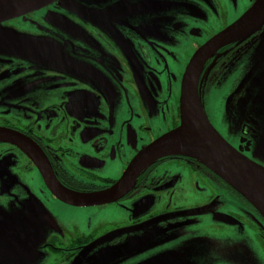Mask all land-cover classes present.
Here are the masks:
<instances>
[{
  "label": "flooded vegetation",
  "instance_id": "1",
  "mask_svg": "<svg viewBox=\"0 0 264 264\" xmlns=\"http://www.w3.org/2000/svg\"><path fill=\"white\" fill-rule=\"evenodd\" d=\"M138 1L56 0L45 7L9 19H19L23 26L36 24L23 27L25 34L38 35L42 42L46 36L54 38L58 41L45 42L53 43L63 50L70 49L72 53L77 48L88 62L96 63L98 61L94 58L98 57L104 61L106 53L103 48L115 52L119 60L109 54L113 58L111 65L131 71L133 75L131 80L126 77L132 86L125 85L126 90L130 87L133 91L124 97L130 95L142 98L143 105L149 108L151 124L144 125L141 111L124 101L121 112L133 114L139 124L135 133L118 108L117 115H121V118H118V135H115L113 129L92 122V118L100 114L97 109L101 99L83 82L62 75L52 79V75L47 74L35 61L22 59L21 54L22 58L7 56L22 51L20 47H14V51L9 46H2L6 50L0 48V66H3L0 69V127L18 131L35 142L45 154L56 179L69 190L95 192L110 188L142 148L180 125L182 80L195 52L221 31V28L216 30L212 23L226 18L223 15L225 8H230L231 14H235L245 7V12L255 0H165L149 12L135 8L134 11L132 4ZM186 1H196L199 5ZM172 9H176L177 13L170 11ZM149 14L152 15L150 23L135 22L136 15ZM241 14L239 12L238 16ZM52 17L58 21L62 18L65 24L44 25L48 24L45 20ZM263 31L264 28L247 39L219 48L204 63L198 80V94L211 124L239 152L261 164L263 162L256 153L262 132L253 117L248 99L251 95L249 83L243 88L240 86L252 71L254 50ZM119 43H122V49L117 47ZM123 48L133 51V67L128 65ZM99 64L103 65V62ZM11 66L12 73H18L16 78L9 77ZM29 68L32 73L28 72ZM20 76H26V79H23V88H16L20 97L13 105L8 97L12 92L6 89L17 82ZM50 80L51 83L45 86V82ZM44 94L58 98V102L40 106L36 99ZM135 105H138L137 101ZM10 106L19 110L13 114ZM27 111H31L29 120L25 118ZM36 112H39L37 118L42 117L40 112L48 114V119H52L53 115L54 118L56 115L61 117L56 125H45L42 132V125H37V128L34 125ZM123 122L126 124L121 126ZM8 163H15L14 168L19 177L35 175V181L52 194L41 171L28 154L9 142L0 141V178ZM4 188L0 184V190ZM6 204L7 200L0 198V205ZM110 204L130 205L135 208V215L148 213L144 218L133 220V226H147L153 223L150 220H158L154 221L149 239L166 238L170 243L177 237V242L183 244L184 239L191 238L199 239L200 243L203 237L198 230L184 231L183 228L202 221L203 215L208 214L210 218L207 221L217 219L237 225L242 230L249 228L255 231L264 244V217L261 213L219 176L191 157L170 155L160 158L139 174L132 188L123 196L116 201L95 206ZM27 222L23 221V227ZM94 233L92 230L88 233L77 229L70 231L66 226L59 228L57 235L60 237L56 239L55 253L61 260L55 264L71 261L82 251L85 243L96 237ZM158 233L163 236H158ZM61 237L71 240L65 242ZM247 237L250 235H243L241 240ZM210 249L212 252L206 254L212 264L256 263L255 259L241 257L235 248L233 251ZM178 251L183 264H200L187 257L202 254V246L158 244L149 248L147 257L150 255V264H174L167 257L178 255Z\"/></svg>",
  "mask_w": 264,
  "mask_h": 264
},
{
  "label": "rangeland",
  "instance_id": "2",
  "mask_svg": "<svg viewBox=\"0 0 264 264\" xmlns=\"http://www.w3.org/2000/svg\"><path fill=\"white\" fill-rule=\"evenodd\" d=\"M136 1L138 0H135V2ZM164 1L165 0H139L136 4H132V7L138 11L144 9L145 12H149L157 8ZM186 2H191L190 4L192 5H199V2L196 1ZM220 4H222V2H220ZM208 5H211V3H208ZM244 8L245 7H241L239 11L240 14L243 12ZM224 10L225 12L223 15L226 18H220L215 23H212L216 30L221 28V31L213 37L235 23L248 9L243 12L240 17L238 16L239 12L231 14L230 8H225ZM170 11L177 13L176 9ZM63 15L67 14L64 13ZM153 17L155 18L154 15ZM236 17L238 19H234ZM151 19V14L148 16L136 15L135 22L139 24L150 23ZM45 21H48V24L44 25L65 24L62 18L58 21L55 17H52ZM227 24L228 26L224 28ZM30 26L37 25L23 26V22L19 19L6 20L0 23V48H3L2 46H9L13 51L14 47H20L22 50L16 52V55H7L8 57L19 56L17 58H22L20 56L21 54L23 55L22 59L35 61L38 66L46 70L47 74L52 75V79H54L56 75H62L69 79L73 77L77 81L83 82L101 99V105L97 109V112L100 114L96 118H92V122L100 123V125L106 129H113L115 135H118L120 123V121L118 122V118H121V115L127 123L132 125L135 133L137 131V125L139 124L133 114H124L121 112L122 103H124V101L133 104L141 111L140 114L144 117V125L151 124L149 108L143 105L141 96V99L131 97L130 95L124 97L126 94L133 91L130 87L128 90L125 88V85L132 86V82L126 81V77H128V80H131L133 75L131 71H124L119 66L111 65L113 59L111 56H113L115 60H119L115 52L103 48L106 53V56L103 57L104 61L98 59V57L94 58V60L98 62H88L85 61L84 55H82L77 48L75 52L72 53L70 49L63 50L53 43L45 42L46 40L51 42L58 41L54 38L46 36V39L42 42V40L38 38V35L32 34V36L25 34L23 27ZM212 38H209V40ZM209 40H207L206 43ZM117 47L122 49V43ZM124 48V57L128 61V65L133 67V59L135 58L133 51L131 49L125 51ZM3 49L6 50L5 48ZM137 50L134 51L138 52ZM100 61L103 62V65L99 64ZM20 64L23 63H18V65ZM1 68H3V66H0V69ZM12 68L13 66L10 68L9 77L16 78L18 73H16L17 71L12 73ZM30 69L31 68L28 69V72L32 73L33 71ZM17 79V82H13L6 89L12 92L8 97H10V101L13 105L20 97L16 88H23V79H26V76L25 78L20 76ZM27 79H29V77H27ZM49 83H51V80L45 82V86ZM42 95L37 96L36 99L40 106L44 103L48 105L58 102V98H51L46 94H44V96ZM136 101L138 105H135ZM172 102H174V98ZM10 108H12L13 114L19 110V108L16 109L14 106H10ZM118 108L121 113L120 116L117 115ZM251 108L253 109V107ZM30 114L31 111H27L25 118L29 120ZM38 114L39 112L34 114L33 121L36 128L37 125L43 126V128H41L42 132L46 127L45 125H48V127L56 125V121L61 117V115H56L54 118L53 115L52 119H48V114L40 112V114H42L41 118H43L41 122V118H37ZM254 116L256 117L255 113H253V117ZM125 124L126 123L123 122L121 126ZM124 140L130 143L127 139ZM14 166L15 163H8L5 173L1 175L0 178V184L5 186L4 189L0 190V198H5L7 200L6 206L0 205V264H55L59 262L61 258L55 253V248L57 246L56 239L60 237L57 235L59 228L62 229L63 226H66L70 231L77 229L83 233H88L92 230L95 232L94 235L96 236L92 241L85 243L82 251L78 252L74 258L66 264H150V255L147 257L148 250L149 248L158 246V244L173 247L184 245L201 248L202 246V254L187 257L198 261L200 264H212L210 257L206 254L211 251L210 248L227 249L230 251H233L235 248L236 252L241 253V257L255 259L256 263L254 264H264V244L260 242L257 233L249 228L242 230L237 225L218 221L213 218V221H207L210 217H208V214H204L202 221H197L183 228L184 231L198 230L203 237L200 243L199 239L191 240V238L184 239L183 244L177 242L179 239L177 237L172 239L170 243H168L166 238L156 240L149 239L152 226L155 225L154 221L158 220H150L153 221V223L147 226H143L142 224L133 226L134 223L132 222L137 218H144L143 216H147L148 213L135 215V208L130 205L126 206L125 204H110L95 207H72L66 205L47 192L42 184L37 183L35 181V175L29 177L23 176V178L19 177ZM125 171L126 170H124L120 176L115 172H113V174L119 176L120 180ZM117 172L120 173V171ZM15 175L18 177L14 178ZM19 185L23 187L20 188ZM14 186H18L19 188H14ZM22 218L23 221H28L24 227ZM245 234L250 235V237L241 240V237ZM158 236L163 235L158 233ZM61 238L65 242L71 240L64 237ZM137 249H140V251ZM167 258L174 264H183L179 251L178 255H169ZM1 259L5 260V262H1ZM232 264L237 263L234 262Z\"/></svg>",
  "mask_w": 264,
  "mask_h": 264
},
{
  "label": "water",
  "instance_id": "3",
  "mask_svg": "<svg viewBox=\"0 0 264 264\" xmlns=\"http://www.w3.org/2000/svg\"><path fill=\"white\" fill-rule=\"evenodd\" d=\"M54 1L56 0H0V23L45 7ZM263 28L264 0H255L235 23L195 52L182 80L180 125L141 149L122 178L110 188L95 192L69 190L56 179L45 154L30 138L15 130L0 128V141L9 142L28 154L38 166L52 194L72 206H95L116 201L132 188L139 174L149 165L162 157L183 155L209 168L264 217V31L254 50L252 71L240 86L243 88L249 83L248 91H251V95L248 99L262 132L256 153L262 164L239 152L221 136L209 121L198 94L199 75L208 58L219 48L247 39ZM1 262L5 260L1 259Z\"/></svg>",
  "mask_w": 264,
  "mask_h": 264
}]
</instances>
